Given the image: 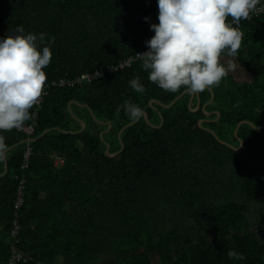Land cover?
<instances>
[{
  "label": "trees",
  "instance_id": "trees-1",
  "mask_svg": "<svg viewBox=\"0 0 264 264\" xmlns=\"http://www.w3.org/2000/svg\"><path fill=\"white\" fill-rule=\"evenodd\" d=\"M157 13L156 0H0V38L18 25L45 34L40 43L52 55L44 90L146 51ZM236 28L235 63L250 78L228 72L197 92L191 107V93L158 87L138 61L90 85L50 87L24 122L35 125L34 135L0 130L8 145L0 162V264H8L12 245L28 259L17 264H154L153 257L160 264H264V14ZM133 76L142 93L128 84ZM125 99L148 119L119 140L132 123ZM29 142L34 154L22 171ZM229 250L244 259L229 258Z\"/></svg>",
  "mask_w": 264,
  "mask_h": 264
},
{
  "label": "clouds",
  "instance_id": "clouds-1",
  "mask_svg": "<svg viewBox=\"0 0 264 264\" xmlns=\"http://www.w3.org/2000/svg\"><path fill=\"white\" fill-rule=\"evenodd\" d=\"M259 0H156L157 23L145 41L147 50L137 52L148 79L166 91L183 87L197 93L212 87L234 71L241 33L227 22L247 18ZM264 7V5H261ZM147 20L148 18L145 17ZM15 34L0 38V130L19 128L29 120V109L41 96L46 80L44 68L50 63L51 50L41 46L45 34L25 32L18 25ZM128 84L142 93L138 76ZM129 120L143 116V108L129 99L122 104ZM121 106H117L119 113ZM8 145L0 135V162L7 157ZM229 258L243 260V253L229 250Z\"/></svg>",
  "mask_w": 264,
  "mask_h": 264
},
{
  "label": "built area",
  "instance_id": "built-area-1",
  "mask_svg": "<svg viewBox=\"0 0 264 264\" xmlns=\"http://www.w3.org/2000/svg\"><path fill=\"white\" fill-rule=\"evenodd\" d=\"M261 5H264V3H261L255 7V11L250 12L249 16L247 18H241L238 21H234L232 18L228 20V23H231L234 27H241L243 20H253L256 17L260 16V14H264V7ZM138 61H141V59L136 55L128 58L127 60L121 61L118 65H113L110 67H107L105 69H99L92 73L84 74L82 76H79L74 79L69 78H62L59 81L52 82L51 84H47L44 87V90L42 91L41 96L36 100V106L40 107L42 105L44 96L48 94V89L50 87H59V88H74L76 86H83V85H90L94 81H97L99 79H102L107 74H112L114 72H120L123 70H127L131 68L135 63ZM17 129L18 131L24 132L29 136H32L35 134L36 127L34 124H24L23 126L19 128H13ZM34 154V148L31 142L28 143V148L25 152V161L24 164L21 166L22 171H26L30 168L31 164V158ZM64 160L62 158H56V165H62ZM26 188H27V179L26 176L21 178L18 188H17V194L15 199V210H16V218L14 219L12 223L11 228V238L16 239L19 235L20 231V224L18 221L19 213L18 211L22 206H24L25 200H26ZM10 259L8 261V264H17V262L21 261H28V259L25 257L24 254L19 252L17 250L15 245L11 246L10 249Z\"/></svg>",
  "mask_w": 264,
  "mask_h": 264
},
{
  "label": "water",
  "instance_id": "water-1",
  "mask_svg": "<svg viewBox=\"0 0 264 264\" xmlns=\"http://www.w3.org/2000/svg\"><path fill=\"white\" fill-rule=\"evenodd\" d=\"M211 89V91L213 92V89L212 88H210ZM186 91H184V93H185ZM183 93V94H184ZM192 94V100H191V102H190V104H189V106L191 107L192 106V102H193V98L195 97V95H196V93H191ZM214 98H215V94H214V92H213V99H212V101L214 100ZM175 101H173L172 102V104L174 103ZM171 104V105H172ZM199 104H200V101L198 102V104H197V108L195 109V110H197L198 109V107H199ZM145 114V117H146V119H148V115H147V113L145 112V111H143V115ZM141 119V118H140ZM140 119H138V120H136V121H134V122H132V123H130L129 125H127L122 131H120V133H119V140H120V138H121V135L123 134V132L125 131V129L126 128H128L129 126H131V125H133V124H135L137 121H139ZM245 121H241L240 123H239V126L242 124V123H244ZM83 123V122H82ZM99 123H104V122H100L99 121ZM238 126V127H239ZM108 127H109V124H108ZM85 128V124L83 123V129ZM235 133H237V129H236V131H235ZM100 136H101V134H100ZM22 144H24V142H22ZM243 147V143H241V146L239 147V148H237L236 150H239V149H241ZM108 149H109V145H105V151H104V153L106 154V155H109V153H108ZM113 155H117V154H113ZM113 155H110V156H113ZM7 170V169H6Z\"/></svg>",
  "mask_w": 264,
  "mask_h": 264
},
{
  "label": "rangeland",
  "instance_id": "rangeland-1",
  "mask_svg": "<svg viewBox=\"0 0 264 264\" xmlns=\"http://www.w3.org/2000/svg\"><path fill=\"white\" fill-rule=\"evenodd\" d=\"M229 73L231 75H233L234 78L238 79L239 81H246V80H248L250 78L249 75L247 73H245L244 71L240 70L238 68V66L235 67L234 71H229ZM191 100H192V94H191L190 102H191ZM219 140H220V138H219ZM235 149H237V148H235ZM58 263L61 264L62 261L58 260ZM153 263L154 264H160L159 260L156 257H153Z\"/></svg>",
  "mask_w": 264,
  "mask_h": 264
},
{
  "label": "crops",
  "instance_id": "crops-1",
  "mask_svg": "<svg viewBox=\"0 0 264 264\" xmlns=\"http://www.w3.org/2000/svg\"><path fill=\"white\" fill-rule=\"evenodd\" d=\"M57 158V157H56ZM63 159V158H62ZM61 165H56V167H60ZM7 171V170H6ZM5 171V172H6ZM14 208H15V202H14ZM10 249H11V247H10Z\"/></svg>",
  "mask_w": 264,
  "mask_h": 264
}]
</instances>
